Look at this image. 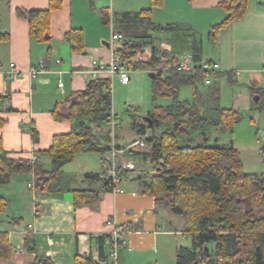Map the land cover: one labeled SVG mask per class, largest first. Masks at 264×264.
<instances>
[{
	"label": "crops",
	"instance_id": "1",
	"mask_svg": "<svg viewBox=\"0 0 264 264\" xmlns=\"http://www.w3.org/2000/svg\"><path fill=\"white\" fill-rule=\"evenodd\" d=\"M54 1L60 7L51 12L50 39L40 42L31 35L29 20L19 16L17 10L46 11L51 7V0H0V97L3 99L0 101V117L6 120L0 128V137L10 157L31 159L33 155H38L39 161L47 168L51 160L42 154L51 148L55 136L72 131L70 121L57 120L52 112L72 93L87 88L93 80L89 71L94 60L111 59L113 50L120 46L112 43L113 33L122 34L127 42L153 38L158 41L159 47L169 46L173 53H192L189 50L174 51L168 41L169 34L160 30L184 25L191 29L203 46L193 22L164 17L167 0H162V6L152 11V0ZM223 1L190 0L194 17L208 31L215 45L218 38L229 35V32L233 42L237 36L242 39L257 27L264 26V7L260 9L263 17L261 11L249 17L248 8L247 15L228 25L227 30L212 35V27L222 23L228 15L221 6ZM72 30L83 32L84 49L81 51L76 50L73 42L66 40ZM259 47L256 62L250 61L249 66L242 67L248 83L252 84V91L253 86L264 90V41L261 45L259 43ZM203 53L201 50L198 62L213 61ZM215 55L223 70L210 75L214 98L221 108L238 111L237 124L245 120L255 129L252 139H257L258 155L256 160L251 161L264 165L262 111L256 106L251 90L246 88L234 94L231 107L221 105L220 88L214 83L216 78H225L223 76L232 81L237 64L234 58L232 62H227L221 52H215ZM12 63L20 71L15 78L7 75ZM41 64L45 65V69L36 78L31 77L30 70H41ZM107 76L105 74L102 79H107ZM60 81L63 82L62 88L59 87ZM120 83L126 86L131 80L128 84ZM210 85L202 92L206 94ZM255 121L262 123L254 124ZM144 124L141 126L144 127ZM149 134L147 132L145 136ZM242 134L239 129V135ZM237 136L236 132L238 139ZM141 139L145 140V137L139 132L131 130L126 134L119 131L114 135L112 147L125 149L127 143ZM124 140L128 142L124 143ZM236 140L233 138L224 145L237 148L243 163L248 165L246 152L250 147L243 140ZM216 141L220 143L219 136ZM249 144L253 146L254 142L249 141ZM111 156L112 151L105 155L100 152L78 154L73 162L64 167L63 177L67 182L64 181L63 189L52 194H45L36 188L33 173L14 174L9 183L0 184V198L7 203L4 211L0 212V232L8 235L13 249L12 256L0 259V264H33L38 254L48 256L53 264H76L78 256L108 264L102 245L112 231L107 224L111 219L125 231L122 236L125 242L119 249V264H165L166 261L176 264L178 250L184 247L179 244L178 236L186 235L182 216L174 214L165 202L145 191L144 183L149 182V178L142 177L136 169L142 157L132 159L125 154L134 169L127 170L124 175V192L109 190L106 183L110 177ZM117 156L122 157L121 153ZM143 159V163L148 161ZM70 166L78 170L65 171ZM76 190L87 191L89 196H79ZM28 225L31 228L25 233Z\"/></svg>",
	"mask_w": 264,
	"mask_h": 264
},
{
	"label": "trees",
	"instance_id": "2",
	"mask_svg": "<svg viewBox=\"0 0 264 264\" xmlns=\"http://www.w3.org/2000/svg\"><path fill=\"white\" fill-rule=\"evenodd\" d=\"M54 2L51 0V7L46 11L17 10L19 16L29 20L31 35L40 42L50 39L51 12L60 7ZM249 5L250 0H224L221 6L228 13L227 18L212 27V35L216 36L222 28L242 18ZM160 6L162 0H152L150 11ZM160 30L169 34L168 41L174 51L189 50L195 60L200 61L202 46L189 27L177 25ZM66 40L73 42L76 50L84 49L82 31L72 30ZM157 44L153 38L137 42L125 40L118 51L128 57L151 46L156 52L159 49ZM176 62L177 58L172 56L164 62L153 58L149 63L130 66L148 73L168 70L152 77L153 97L154 100L159 95L171 97L173 104L165 108L154 106L149 116L144 117L147 121L144 127L139 124L143 118L134 116L133 125L145 137L151 152L128 151L136 158L151 157L154 162L164 159L171 167L145 182L144 188L165 202L174 214L182 216L185 234L192 237L191 247L178 250L176 264H264V174L247 172L239 150L234 146L217 142L208 144L210 129L232 132L239 121V113L221 108L212 87L206 94L199 91L197 83L205 79V74L176 72L172 69ZM187 85L194 88L192 103L179 100L180 88ZM253 96L258 109L264 111V90L253 86ZM0 101H3L1 97ZM52 113L57 120L70 121L72 131L55 136L51 148L42 154L50 158V167L40 161L10 157L0 137L1 185L9 183L14 174L33 173L36 188L52 194L63 189L64 167L78 154L100 152L105 155L112 151V131L107 130L102 137L96 132V129H105L118 119L113 113L109 79L91 80L84 91L72 93ZM5 124L6 120L0 117V128ZM157 127L163 128L159 136L151 131ZM33 135L36 140V134ZM76 192L79 196H89L87 191ZM6 204L0 198V212L4 211ZM104 245L103 253H107L104 259L113 264ZM12 253L8 235L0 232V259L10 258ZM33 264L53 262L48 256L38 254ZM76 264L99 263L78 256Z\"/></svg>",
	"mask_w": 264,
	"mask_h": 264
},
{
	"label": "rangeland",
	"instance_id": "3",
	"mask_svg": "<svg viewBox=\"0 0 264 264\" xmlns=\"http://www.w3.org/2000/svg\"><path fill=\"white\" fill-rule=\"evenodd\" d=\"M262 3H264V0H250V5H249L250 10L248 12L249 17H254L256 14H260L261 11L260 9L263 10L262 7H264V4ZM167 4L168 5L166 11L164 12V17L172 20L179 19L181 20V22H193L195 24L194 28L197 33V36L198 38H200V40L203 43L202 51L204 52L203 54L205 57H208L209 60L218 62L216 59L217 57H215L217 56L215 55V52L216 54L218 52H221L223 53L225 60L229 63L232 62V59L234 58V61L236 62L237 65L233 70L234 72L239 71L240 73L239 76L237 77L233 76L234 79L232 81H230L226 76H223L225 78H219V79L216 78V84L214 83V85H217L220 88V96L222 100L221 105L224 107L226 106L231 107L232 98L234 94L238 92L239 89L246 88L248 90H251V94L253 95L252 84L248 83L249 81L247 80V75L244 72L243 68L249 66L248 64L250 63V61L256 62V60L258 59L257 55L260 53L259 43L261 45L262 42L264 41V26L262 25V27H257L256 30L253 29L254 31L251 34H247L246 36L242 37V39H240L241 37L237 36V38L233 40V42L231 40L232 33L229 32V35L224 34L223 38H218V43L215 45L214 41L209 38L208 31H205L202 25H200L198 19L194 17L190 0H167ZM261 16L263 17L262 11H261ZM228 27L222 28L220 32L223 30L224 31L227 30ZM222 70L223 69H220L219 71L221 72ZM129 74L131 76V83L126 86L120 83L121 81L117 76L112 80L113 113L114 115H117L118 123L114 125L112 123V125H110L109 127H106L105 129L99 131L96 129V132L99 137L105 135V132L107 130L112 131V145L114 142V135L116 136L119 131L126 134L131 133V130L138 132L135 125H133L134 116L142 117L143 119H141L140 121L142 123L147 124V121L146 119H144V117L149 116L148 114L153 111L154 106L165 108L173 104V99L171 97L164 95L163 96L159 95L156 98V100H154L152 77L147 71L134 70L133 68H131V72ZM213 77L214 76H212L211 78L213 79ZM197 86L199 91L201 92L204 91L207 87V85H205L204 80L199 81L197 83ZM179 100L189 101L192 103L194 101V88L190 85L182 86L179 91ZM260 114H263L261 115V121L264 122V111L260 112ZM261 121L260 122L255 121L253 123L261 124L262 123ZM142 123L139 124L141 125ZM239 129H241V131L243 132L242 135H239ZM162 130L163 128L157 127L155 128V130H151V131H153V133L156 136H159L162 133ZM235 130L237 132L238 139L243 140V143L247 147H250L249 150L247 149L248 151L246 152L248 156L247 160H249L248 161L249 164L248 165L244 164L245 170L249 173H256L260 175L264 174V165L260 163L256 164L255 161L254 162L251 161V159L256 160L255 157L256 155H258L256 148L257 146H255L257 145L256 144L257 139L254 140L252 139L253 135H255V129L252 126H250V124L245 123V120H241L239 124H236L233 128V132L231 131L219 132L215 128H211L208 138V144L215 145L217 142L216 137L218 136L220 137V143L218 144L220 145L229 144V142L233 138L235 140L237 139ZM148 132L150 133V130ZM238 139L236 140L237 142H239ZM99 140L105 143L102 139ZM249 141L254 142V145L250 146ZM127 142L128 140H124V143ZM124 147L125 149H120V150H125L124 152L121 153L122 157L117 156L116 158L118 164L122 166L126 165L127 163H131V161H128V159L124 157L125 154L129 158L132 159L136 158V156L129 155L128 151L130 150L137 152L140 151L141 153H145L146 151L151 152V147L149 145L140 147V146H135L134 142L130 144L127 143ZM113 149H117V146H114ZM97 156L99 155L97 154ZM147 159L148 161L146 163H143L144 159L140 158L138 160L140 163L137 165L136 169L138 170L139 174H141L142 177L149 178V181L155 175L169 171L171 169L170 165L166 164L164 159H161L158 162H154L151 157ZM74 170H78V169L75 168V166H70L69 168H65V171L73 172ZM66 180L67 179L63 177V181ZM178 242L179 244H182L184 247H191L193 245V240L190 235L178 236ZM165 264H171V263H168L166 261Z\"/></svg>",
	"mask_w": 264,
	"mask_h": 264
},
{
	"label": "built area",
	"instance_id": "4",
	"mask_svg": "<svg viewBox=\"0 0 264 264\" xmlns=\"http://www.w3.org/2000/svg\"><path fill=\"white\" fill-rule=\"evenodd\" d=\"M124 36L122 34L113 33L112 34V43L120 44V46L123 44ZM119 46V47H120ZM171 48L166 45H161L158 49V51H154V49L151 46H146L136 52L132 56L125 57L122 53L118 51V47L113 50L112 57L109 61H103V60H94L91 65V69L89 71L92 79H102L104 75H108L107 79L110 80L111 83V90H112V80L117 76L119 77L120 81L123 84H128L131 80L130 72H131V65H136L139 63H149L153 58L160 59L162 62L168 60L172 56L177 58V62L173 66V70L179 73H185V74H197V73H203L206 75L205 80L206 84L210 85L212 83V80L210 79L211 73L219 72L220 65L215 61H207V62H198L195 60L193 53H184V54H175L171 52ZM2 68L0 63V69ZM45 69V65L41 64V70H38L36 68H32L30 70V76L33 78H36L40 72H42ZM163 72L167 73L168 70L166 69H160L155 71H150V74L157 75L158 73ZM20 74L19 69L16 68L15 64H11V69L7 71V75L11 78H15ZM235 76H239V71L233 72ZM59 87H63V82H59ZM115 124V121L113 120V125ZM149 136V135H148ZM146 136V137H148ZM135 146L144 147L147 145L145 140H136L134 142ZM125 150H118L113 149L112 150V156L109 158L111 162V169H110V177L107 180L106 186L111 191H119L124 192V189L122 188L123 178L124 174L126 173V170L134 169V166L132 163H127L126 165L122 166L119 165L117 162V155L119 153L124 152ZM32 162H39V156L33 155L31 158ZM124 167V168H123ZM126 169V170H125ZM31 186V185H29ZM109 226L112 227V231H110L109 235L107 236L106 242H105V248L109 251V257L110 261H112L113 264H119V249L120 246L125 242L122 238L125 231L124 229L117 225V222L113 219L109 220L107 222ZM31 228L30 225H28L24 231L25 233L29 231Z\"/></svg>",
	"mask_w": 264,
	"mask_h": 264
},
{
	"label": "water",
	"instance_id": "5",
	"mask_svg": "<svg viewBox=\"0 0 264 264\" xmlns=\"http://www.w3.org/2000/svg\"><path fill=\"white\" fill-rule=\"evenodd\" d=\"M151 77H154V75H153V74H151ZM144 126H145V124H144Z\"/></svg>",
	"mask_w": 264,
	"mask_h": 264
}]
</instances>
